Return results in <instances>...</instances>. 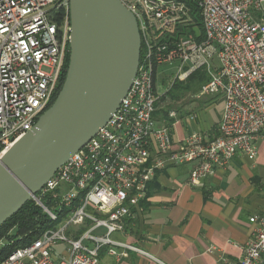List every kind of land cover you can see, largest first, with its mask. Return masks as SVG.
Instances as JSON below:
<instances>
[{"label":"built area","instance_id":"1","mask_svg":"<svg viewBox=\"0 0 264 264\" xmlns=\"http://www.w3.org/2000/svg\"><path fill=\"white\" fill-rule=\"evenodd\" d=\"M118 1L141 40L132 84L106 124L30 197L56 225L10 253L22 238H0V264H100L104 248L116 258L124 250L150 257L114 237L156 173L192 164L188 185L197 187L236 155L254 160L264 141V0ZM69 8L70 0H0V159L55 100L69 52ZM197 71L208 80L195 96L224 99L219 135L193 133L173 148L156 113L173 84ZM248 221L253 230L239 264H264V216ZM80 227L78 237H67ZM56 244L65 245L61 254Z\"/></svg>","mask_w":264,"mask_h":264},{"label":"crops","instance_id":"2","mask_svg":"<svg viewBox=\"0 0 264 264\" xmlns=\"http://www.w3.org/2000/svg\"><path fill=\"white\" fill-rule=\"evenodd\" d=\"M190 96L179 108L155 117L158 125L169 128L173 148L193 133L207 140L219 135L223 97L215 95L208 102V108L215 109L220 100L223 106L206 120L198 119L193 110L210 95ZM257 148L254 160L236 155L197 187L188 185L192 164L158 171L146 199L131 209L123 231L114 237L150 257L124 250L126 256L116 258L104 248L100 264H239L253 230L249 218L264 216V141L257 142Z\"/></svg>","mask_w":264,"mask_h":264},{"label":"water","instance_id":"3","mask_svg":"<svg viewBox=\"0 0 264 264\" xmlns=\"http://www.w3.org/2000/svg\"><path fill=\"white\" fill-rule=\"evenodd\" d=\"M69 59L50 108L0 159V227L80 150L119 107L141 40L118 0H70Z\"/></svg>","mask_w":264,"mask_h":264},{"label":"trees","instance_id":"4","mask_svg":"<svg viewBox=\"0 0 264 264\" xmlns=\"http://www.w3.org/2000/svg\"><path fill=\"white\" fill-rule=\"evenodd\" d=\"M69 52L66 54L64 68L59 80L57 96L66 75L68 66ZM207 77L202 71L193 73L186 82H176L168 93L172 101L184 99L188 93L197 92L202 85L207 82ZM56 98V97H55ZM56 224H52L40 209L31 201H28L16 214L8 219L0 227V238L7 237L8 240H17L13 246L6 249L8 253L17 248L25 247L32 238L40 235V233L48 228H53Z\"/></svg>","mask_w":264,"mask_h":264},{"label":"rangeland","instance_id":"5","mask_svg":"<svg viewBox=\"0 0 264 264\" xmlns=\"http://www.w3.org/2000/svg\"><path fill=\"white\" fill-rule=\"evenodd\" d=\"M166 69H168V68H164L162 70H166ZM204 74H205V72H204ZM205 76H206V74H205ZM194 93L195 92L188 93L185 96V100L184 99H180V100H178L176 102L175 101H172L170 99V96L168 95L167 96L169 98L168 107L164 106L162 109H159L158 112L156 113V115L158 113L159 114H165L168 110H175V109L179 108L180 105L183 102H185V101L187 102L188 101L190 95L193 97L195 95ZM213 97L214 96L210 95L209 97L204 98L203 100H201L200 102H198V105L200 106L198 109L193 108V109H195V110H193V112L196 113L198 119H206V120H208L209 117H210V115L214 116V115H216V112L217 113L219 112V108H221V106H223V102L221 100L219 102H217V105H216V108L215 109H213L211 107L208 108V104H209L208 102H210V100ZM83 231H85V229L84 228H81V227L78 230H74L72 228H69L68 231L66 232V235H67L68 238H71V236L74 237V238H76ZM5 241H7V240H5ZM53 249L56 251L57 254H61L62 250L65 249V245L64 244H56V245L53 246Z\"/></svg>","mask_w":264,"mask_h":264}]
</instances>
